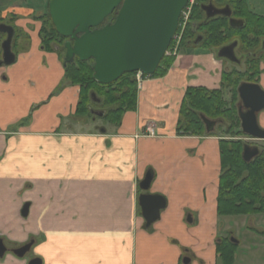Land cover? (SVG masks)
Masks as SVG:
<instances>
[{
    "label": "crops",
    "instance_id": "0c3cea01",
    "mask_svg": "<svg viewBox=\"0 0 264 264\" xmlns=\"http://www.w3.org/2000/svg\"><path fill=\"white\" fill-rule=\"evenodd\" d=\"M34 1L10 6L2 19L13 23H0L13 28L17 50L0 67V264H225L217 195L228 139L215 127L205 136L177 128L186 91H218L229 70L213 52L189 48L165 76L142 80L135 109L118 124L98 111L82 121L79 88L65 79L59 50L43 48L39 18L49 0ZM142 195L165 201L149 227ZM29 244L23 257L13 253Z\"/></svg>",
    "mask_w": 264,
    "mask_h": 264
},
{
    "label": "trees",
    "instance_id": "16d2710c",
    "mask_svg": "<svg viewBox=\"0 0 264 264\" xmlns=\"http://www.w3.org/2000/svg\"><path fill=\"white\" fill-rule=\"evenodd\" d=\"M202 3L203 6L212 4L216 8L229 6L231 18L244 21L242 28H231L227 18L206 19L203 12L204 50L218 51L221 47L233 42H237L236 47L242 53L251 52L255 48L264 49L262 45L264 43V18L249 10L247 0H194L189 22L181 39L182 47L190 46L191 40L201 30L200 6ZM116 14L117 11L108 17L105 21L106 24L113 23ZM39 19L41 20L40 36L43 41V48L48 51H54L57 48L61 52L66 39L56 32L48 10L45 16ZM15 40L14 36L12 50L15 46ZM198 48L202 47L198 46ZM169 49L154 75L150 78H161L166 75L175 59ZM93 64V60L80 61L75 58L72 63L64 66L65 79L71 85L79 88L76 115L81 120H91L94 118L93 107L95 106L99 112L103 113L102 120L104 122L118 124L124 113L133 111L136 107L137 83L135 73H125L117 81L108 85H101L93 78ZM244 64L243 72L234 70L223 73L221 89L218 91L189 88L182 103L177 128L178 132L186 135L205 136L207 133L201 116L213 121H228L226 133L231 135L230 140H221L220 142L221 173L218 185L217 212L221 217H251L264 214V177L259 169L251 172L249 165L245 164L239 156H235L236 150L232 141L236 120L237 86L241 81L249 80V74H252L254 68L250 55L246 56ZM224 93H230L229 99L225 98ZM250 229L258 235H264V231L256 228ZM235 247L236 245L229 240H221L217 252L225 264H232V252Z\"/></svg>",
    "mask_w": 264,
    "mask_h": 264
},
{
    "label": "water",
    "instance_id": "95a60500",
    "mask_svg": "<svg viewBox=\"0 0 264 264\" xmlns=\"http://www.w3.org/2000/svg\"><path fill=\"white\" fill-rule=\"evenodd\" d=\"M188 0H51L48 13L56 32L64 39L65 55L63 65L93 60V78L101 85L117 81L125 73H141L151 77L165 56L177 31L182 11ZM206 19L224 17L231 28H242L243 20L231 18L229 6L216 8L212 4L201 7ZM117 11L113 23L104 24L106 19ZM103 25V26H102ZM0 34L6 38L1 44L0 67L15 62L12 52L14 30L0 24ZM237 42L221 47L217 57L238 63L234 49ZM239 98L248 112L240 116L242 132L246 135L264 138V133L256 124V113L264 108V92L258 86L242 84L238 87ZM94 98V95H92ZM102 117L103 113L97 114ZM206 133H211L216 125L203 116ZM245 161H249L244 156ZM152 180L147 174L140 188L146 191ZM142 216L149 227L159 218L165 201L160 196L142 195L139 198ZM23 214V212H22ZM24 215V214H23ZM30 245L13 253L23 257ZM0 240V258L5 253ZM28 264H41L33 259Z\"/></svg>",
    "mask_w": 264,
    "mask_h": 264
},
{
    "label": "rangeland",
    "instance_id": "374dc122",
    "mask_svg": "<svg viewBox=\"0 0 264 264\" xmlns=\"http://www.w3.org/2000/svg\"><path fill=\"white\" fill-rule=\"evenodd\" d=\"M34 3H35L34 0H0V23L1 22L13 23L9 21L8 17H6L5 19H2L4 13L9 9L10 6L18 5V4H33L34 5ZM193 4H194V1H193ZM249 8L250 9L255 8V10L260 9L264 13V0H249ZM191 11H192V7L190 10V14H191ZM260 13L258 12L257 14L260 15ZM189 17H188V21H189ZM179 30L180 29L178 27L176 32L179 33ZM1 36H5V35L2 34ZM177 42H178L177 54H180V53L183 54L189 48L190 49L198 48V47H193V46L182 47L180 44L181 40ZM177 42L172 41L171 43L172 48L169 49L170 53H173L174 47L176 46ZM63 49H64V45H63V48H61V52L59 51L61 59H64V55H65V51H62ZM13 51L15 52L17 51L16 46L13 48ZM217 52H218L217 50L213 51L214 55H216V58L220 60L222 64H224L225 69H228L229 72L234 71V70L235 71L244 70V60L247 56L246 53L245 54L242 53L240 49L235 50L237 59L241 61V64L238 65V64L229 62L227 60L218 58ZM224 95L226 99H229L230 93H224ZM98 110L99 109L96 108L95 106L93 107V111H98ZM227 122L222 121L220 124H217L214 129V135L223 136L229 140V137L231 135L226 133L227 131L226 128L228 126ZM95 123L96 125H101L102 120L96 117ZM225 218L226 219H223L222 221L223 223L222 235L225 237V239L228 240V234H226L225 232L227 230L228 233H231L230 236H232L233 239L237 242V245L234 249L235 253H234L232 264H264V235L257 236L255 232L248 231L249 230L248 227L256 228L258 230L264 231V215L262 216L257 215V216H251V217L245 216V217H225ZM219 264H222L221 261H219Z\"/></svg>",
    "mask_w": 264,
    "mask_h": 264
},
{
    "label": "flooded vegetation",
    "instance_id": "af4514ba",
    "mask_svg": "<svg viewBox=\"0 0 264 264\" xmlns=\"http://www.w3.org/2000/svg\"><path fill=\"white\" fill-rule=\"evenodd\" d=\"M201 7H203V3L200 6V10H201V14H202V27H201V30L199 32H197L198 34L195 36V38H193L191 40V43L190 42L189 43L191 44L190 46H193V47L201 46L202 47L201 49L203 50V9H201ZM188 22L189 21H187V23ZM106 23L107 22H104L103 25H105ZM187 23H186V26H187ZM186 26H185V28H186ZM184 31H185V29H184ZM183 34H184V32H183ZM183 34H182V36H183ZM182 36H181V38H182ZM12 41H13V39H12ZM67 41H68V39H66V42ZM262 45L264 47V43ZM237 49H238V47H235L234 53H235V50H237ZM12 52H13V50H12ZM246 54L250 55L252 57V64L254 65V68H253L252 74H249V76H250V77H248L249 80L248 81L243 80L237 86V100L235 101L236 120L234 123V132H233L234 135H233L232 141L234 142V147L236 150L235 156H239V158H241V160L245 164L249 165L251 172H255L257 169H259L261 171V174L264 177V138L246 135L242 132V127H241L242 123H241L240 116L242 114L248 112V109L245 108V106H244L243 102L241 101V99L239 98V94H238V87L242 84H249V85L258 86L260 88V90L264 92V86H263V84H264V71H263L264 49L262 50L259 48H255V49H253V51L248 52ZM235 56H236V54H235ZM238 61L239 62L235 63V64H238V65L241 64V61L239 59H238ZM244 69H245V64H244ZM243 71H239V72H243ZM263 116H264V108L260 112L256 113V124H257L258 128L261 131H263V133H264V125H263V121H262ZM221 122L222 121H216V125L220 124ZM244 156H247V158H249L248 162L245 161ZM262 215H264V214H261V216ZM250 228L251 227H248V229H249L248 231L254 232V231L250 230ZM230 235H231V233L228 234V240L237 244V242Z\"/></svg>",
    "mask_w": 264,
    "mask_h": 264
},
{
    "label": "built area",
    "instance_id": "2783aa9c",
    "mask_svg": "<svg viewBox=\"0 0 264 264\" xmlns=\"http://www.w3.org/2000/svg\"><path fill=\"white\" fill-rule=\"evenodd\" d=\"M193 1L194 0H189L188 4L186 5V7L184 8V10L181 13L180 23L178 26L180 30H179V33H177V32L175 33V35L172 39L173 42H177V41L181 40V36H182L184 29H185V26H186V22L188 21V17L190 15V10H191ZM180 32H181V34H180ZM177 48H178V42H177L176 46L174 47V50L172 53L175 57L178 55L177 54ZM143 79H144V77L141 73H136L135 80H136L137 86L140 85V83L142 82ZM147 130L149 133H152V128H148Z\"/></svg>",
    "mask_w": 264,
    "mask_h": 264
}]
</instances>
